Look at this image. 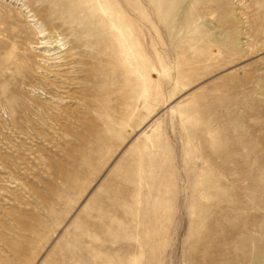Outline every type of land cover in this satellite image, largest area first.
<instances>
[{
	"label": "rangeland",
	"instance_id": "obj_1",
	"mask_svg": "<svg viewBox=\"0 0 264 264\" xmlns=\"http://www.w3.org/2000/svg\"><path fill=\"white\" fill-rule=\"evenodd\" d=\"M0 264H264V0H0Z\"/></svg>",
	"mask_w": 264,
	"mask_h": 264
},
{
	"label": "bare ground",
	"instance_id": "obj_2",
	"mask_svg": "<svg viewBox=\"0 0 264 264\" xmlns=\"http://www.w3.org/2000/svg\"><path fill=\"white\" fill-rule=\"evenodd\" d=\"M39 34H41V35L39 36V38H44V37L47 35V34H45V32H42V31H40Z\"/></svg>",
	"mask_w": 264,
	"mask_h": 264
}]
</instances>
